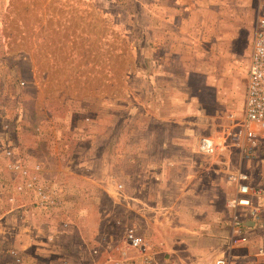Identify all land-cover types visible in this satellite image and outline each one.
I'll list each match as a JSON object with an SVG mask.
<instances>
[{"label":"rangeland","instance_id":"1","mask_svg":"<svg viewBox=\"0 0 264 264\" xmlns=\"http://www.w3.org/2000/svg\"><path fill=\"white\" fill-rule=\"evenodd\" d=\"M200 1L197 8H177L181 25L166 34L164 0H0V89L6 79L9 90L0 99V137L5 148L19 143L16 127L25 123L39 135L41 159L58 158L52 183L76 202L62 227L74 229L79 217H87V235L106 246L92 250L95 264L118 258L130 229L150 243L159 263L190 262L164 253L162 225L172 221V228L188 229L182 221L192 218L194 200L212 204L213 189L221 190L225 203L231 196L229 164L199 156L195 146L243 112L264 0ZM166 150L173 159L185 152L194 163L199 183L180 197L175 183L163 188L162 178L151 177L149 185L137 178L148 159ZM177 176L173 169L170 177ZM88 188L89 197L83 195ZM8 226L0 218V237L13 232ZM249 233L252 241L238 249L236 264L258 262L259 235ZM212 245L205 253L224 251Z\"/></svg>","mask_w":264,"mask_h":264},{"label":"crops","instance_id":"2","mask_svg":"<svg viewBox=\"0 0 264 264\" xmlns=\"http://www.w3.org/2000/svg\"><path fill=\"white\" fill-rule=\"evenodd\" d=\"M164 1L168 5L165 6V9L168 10L169 17L168 24L164 23L163 26L166 34L167 31L168 34L178 32L176 27L181 25L182 13L178 14L179 11H175L177 8L181 12L182 8L192 9V6L197 8L201 2L200 0ZM194 14V10L188 13L191 16ZM171 19L177 20L175 27L172 26ZM168 45L170 48L173 47L172 42H169ZM2 83L0 99L9 94L7 86L4 85L6 79L2 80ZM21 126L16 127L19 143L11 142L12 145H9L11 148L9 146L5 148L2 137H0V218L6 219V223L13 229V232L8 230V234L0 237V264H95L94 254L98 253L96 249L98 248L101 252L102 249L106 250V246L97 247L98 243L92 242L87 235L85 228L87 217L83 219L74 213L77 221L79 217L78 222L81 223L75 221L76 227L74 229L71 227L70 230L62 227L63 223L67 224L70 221L68 216L70 211L68 210L76 202H69L66 199L67 192L60 191L52 183V179L58 177L60 171L56 167L59 162L56 160L58 158L46 155L47 161H43L38 155L42 147L38 139L39 135H36L25 123ZM181 153L183 155L177 157L180 161L177 158L173 159L172 155L174 154L168 150L158 156L159 158L148 159L147 170L143 173L145 176L139 172L137 178L145 177L148 179V185L151 177L162 178L163 188L168 186L167 182L175 183L176 194L179 195L178 197L182 196L187 188L189 190L190 187H197L199 182L195 181L197 175L191 172V167H194L192 159L185 152L180 151ZM51 160H55V162L50 163ZM174 163L181 164L184 169L175 168ZM16 164L19 165V169L13 167ZM173 169L178 171L176 181L170 177ZM62 174L65 175L64 172ZM19 185L23 186L21 192L17 189ZM180 185L183 190L180 189ZM180 190L183 193H179ZM43 194L49 195L52 202H43ZM91 194L90 188L83 191L84 196L89 197ZM213 194L215 199L212 204L203 205L197 200L190 204L192 218L189 222L181 220L183 223H188V229H183L186 225L178 226L177 228L180 230L172 228V221L162 225L161 234L164 236L161 237H164V241L168 245L166 246L168 250L164 251L165 254H172L177 258L186 255L185 257H191L190 262L187 263H192L194 258L206 260L209 256L214 257L219 254L220 251L215 254L205 253L206 247L204 246L207 244L221 245L222 248L225 247L224 251H226L230 237L232 213L226 208L225 195L221 190L213 189ZM185 197L187 198V196ZM182 204L184 203H181L180 206ZM257 233L259 235L257 244L260 245L259 247L264 246V229L259 228ZM61 238L69 242L60 243ZM236 252L238 250L232 252L233 264H236L239 258Z\"/></svg>","mask_w":264,"mask_h":264},{"label":"built area","instance_id":"3","mask_svg":"<svg viewBox=\"0 0 264 264\" xmlns=\"http://www.w3.org/2000/svg\"><path fill=\"white\" fill-rule=\"evenodd\" d=\"M246 70L248 84L242 114H231L229 126L199 137L195 146L199 156L229 164L226 177L231 196L225 205L232 218L226 251L206 260L194 258L192 263L170 259L159 263L150 243L130 229L125 235L120 256L107 264H233L232 252L251 243L252 234L249 232L264 229V182H261L264 180V5L257 20ZM235 157L238 165L232 168L230 165ZM252 163L256 164V170L252 165L248 168ZM13 167L20 168L17 164ZM17 189L21 192L23 186L19 185ZM42 199L43 202H52L46 194ZM256 258V264H264V246L258 248Z\"/></svg>","mask_w":264,"mask_h":264}]
</instances>
